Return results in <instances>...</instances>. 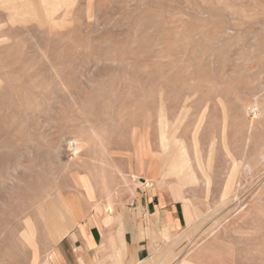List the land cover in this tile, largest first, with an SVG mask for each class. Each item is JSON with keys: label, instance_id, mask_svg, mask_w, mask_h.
Instances as JSON below:
<instances>
[{"label": "rangeland", "instance_id": "rangeland-1", "mask_svg": "<svg viewBox=\"0 0 264 264\" xmlns=\"http://www.w3.org/2000/svg\"><path fill=\"white\" fill-rule=\"evenodd\" d=\"M129 184L183 202L179 264H264V0H0V264H46L42 210Z\"/></svg>", "mask_w": 264, "mask_h": 264}, {"label": "crops", "instance_id": "crops-1", "mask_svg": "<svg viewBox=\"0 0 264 264\" xmlns=\"http://www.w3.org/2000/svg\"><path fill=\"white\" fill-rule=\"evenodd\" d=\"M121 198L102 213L94 207L84 211L49 251L46 264H179L177 244L187 219L183 202L147 184Z\"/></svg>", "mask_w": 264, "mask_h": 264}, {"label": "bare ground", "instance_id": "bare-ground-1", "mask_svg": "<svg viewBox=\"0 0 264 264\" xmlns=\"http://www.w3.org/2000/svg\"><path fill=\"white\" fill-rule=\"evenodd\" d=\"M74 141L77 143V149L75 151V155H76L81 150V146L79 144L81 142H78V139H76V138H74ZM137 146H138V148L136 150L137 157H138V154L142 155V154H145V152H147V154H148L150 151L149 146L147 144H145L142 140L138 141ZM162 149H163V151H166V153L169 152L167 163H166L168 173L174 174L181 186H183L185 183L193 180L191 174L188 172L187 160H186V157H185L183 150L181 148L176 147L175 145L171 146V144H169V143L167 145L165 140H162ZM177 149H179V151H176ZM160 156L161 155H157V154L156 155L152 154V156H151L152 158H154V160H155L154 162H156V165L157 164L160 165V163H159ZM159 170H160V168H159ZM159 170L156 172L157 174H159ZM163 175H162V178H163ZM75 182L80 185L82 182V179H80L79 177H75ZM133 186L134 185H132V184L128 185V190H129L128 192L129 193L131 192V194H134ZM165 189H167V188H165ZM173 192H174V196L176 199H184V196L182 195L181 189L179 186L177 188L175 186V189H173ZM171 197H172V195H171ZM57 203L58 204L55 205L54 207H52L50 210H47V211L42 210V214H41L43 221H44V223H45V225L49 231V237L51 238V240H54L56 242H58L61 238H63L77 224V222H79V220L81 219V216L76 215L75 212H73V210L71 209V207L69 208L70 209L69 210L68 209L69 206L67 207L63 201L62 202L58 201ZM79 212H81V211H79ZM118 220L119 221L121 220L120 215H118ZM184 264H187V262L184 261Z\"/></svg>", "mask_w": 264, "mask_h": 264}, {"label": "built area", "instance_id": "built-area-1", "mask_svg": "<svg viewBox=\"0 0 264 264\" xmlns=\"http://www.w3.org/2000/svg\"><path fill=\"white\" fill-rule=\"evenodd\" d=\"M67 147L70 152H75L77 149V143L74 140H70L67 142Z\"/></svg>", "mask_w": 264, "mask_h": 264}]
</instances>
